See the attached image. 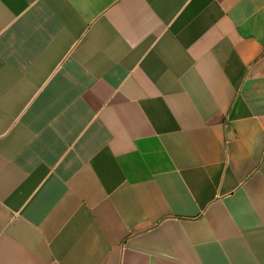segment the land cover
I'll return each mask as SVG.
<instances>
[{
  "label": "crops",
  "instance_id": "1",
  "mask_svg": "<svg viewBox=\"0 0 264 264\" xmlns=\"http://www.w3.org/2000/svg\"><path fill=\"white\" fill-rule=\"evenodd\" d=\"M0 264H264V0H0Z\"/></svg>",
  "mask_w": 264,
  "mask_h": 264
}]
</instances>
